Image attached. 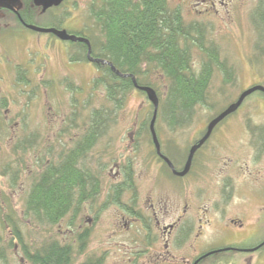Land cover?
I'll use <instances>...</instances> for the list:
<instances>
[{
  "label": "rangeland",
  "instance_id": "374dc122",
  "mask_svg": "<svg viewBox=\"0 0 264 264\" xmlns=\"http://www.w3.org/2000/svg\"><path fill=\"white\" fill-rule=\"evenodd\" d=\"M90 1L66 0L44 12L36 6L35 13L30 17L34 22L29 23L44 27L59 24L58 28L67 31L82 30L92 23L88 12ZM166 1L169 8L179 9L184 23H192L201 29L199 32L205 46H217L219 58L225 64L224 69L213 66L207 87L208 104L197 105L189 122L171 123L174 126L171 132L166 127L167 116L163 113L159 115L158 104L155 124L160 140L166 143L173 139L179 146H184L188 141L195 140L213 115L236 100L244 89L255 84L264 86V50L261 53L255 47L256 40L260 39V47L264 49V0ZM19 4L20 8L24 6L22 0ZM74 50L69 41H61L52 33L28 29L17 14L0 9V201L4 206L0 222L8 216L9 223L12 220L17 224L23 244L30 250L51 239L70 244L73 247L72 264L97 257H101V264H185L184 256L187 264L191 257H188L185 245L169 246L174 257L165 254L164 258L156 259L154 252L166 251L167 248L161 244L151 248L147 243L150 239L162 240L160 231L153 227L146 235L143 232L139 234L134 223L127 227L120 219V214H123L119 209L121 206H105L107 201L102 198L103 193H99L92 202L84 201L77 213L69 212L57 223L37 221L30 214L27 215L25 200L33 178L46 162L57 161L60 151L74 147L89 127L94 109L103 105L109 113V126L82 161L91 170L90 178L95 179L96 173L103 182L102 186L112 177V174L106 173L115 156L111 150L122 144L126 146L129 134L136 133L135 124L148 123L152 117L153 106L151 108L146 95L136 87L128 90L123 103L115 107L114 102L106 98L105 86L93 82L100 75V69L90 61H70ZM190 52L193 67L200 70L206 61L203 50L191 45ZM19 72L24 74L22 78H19ZM149 79L164 97L167 81L163 73L156 69ZM257 91L243 99L238 109L221 123L213 138L225 145L246 140L248 136L242 130L247 125L259 133L264 132V92ZM35 135L41 139L37 143ZM27 136L31 137V147L25 151L17 149L16 144ZM148 138L150 136H143L137 149L145 148ZM260 144L264 145V141L255 132L253 146L247 148L251 154L249 163L255 157L253 155H260L259 161H264V147H260ZM255 166L257 163L252 161L249 168ZM165 168V165L158 163L159 183L150 201L156 202L159 194H162V204L167 202V207L175 215L176 211L181 210L182 200L178 194L173 197L167 195ZM144 182V179L138 180L135 193L146 206L148 193L144 192ZM174 189L178 192L179 186L176 185ZM123 200L127 201V197ZM171 200L173 205L168 206ZM169 209L164 223L174 218ZM97 210L99 219L89 221L88 217H92V212ZM209 214L213 218V211ZM130 221L128 219V223ZM85 230L88 231L87 242L84 250L79 252L77 235ZM239 233L238 227H233L227 233L208 229L199 238L197 249L209 251L240 241ZM14 238L10 226L5 229L0 226V264H29L23 255L22 243ZM188 250L193 252V248ZM228 255L231 258L235 256L232 253ZM210 256L201 264L226 262L221 259L222 254ZM253 264H264V248L255 254Z\"/></svg>",
  "mask_w": 264,
  "mask_h": 264
},
{
  "label": "trees",
  "instance_id": "16d2710c",
  "mask_svg": "<svg viewBox=\"0 0 264 264\" xmlns=\"http://www.w3.org/2000/svg\"><path fill=\"white\" fill-rule=\"evenodd\" d=\"M22 1L24 6L18 9L21 18L27 23L34 22L30 17L37 7L31 0ZM88 12L92 23L82 30L68 32L88 38L92 56L111 61L121 73H131L137 84L151 86L159 99V115L163 113L167 116L168 123L189 122L197 105L208 104L207 87L211 70L215 65L224 69L225 64L219 58L217 46H205L199 32L201 29L192 23H184L178 8H169L166 0H91ZM255 43L256 49L262 53L261 40ZM69 44L75 47L70 61H88L86 44L78 41H69ZM191 45L203 50L206 56L200 70L192 65ZM94 65L100 69L94 84L104 85L106 98L114 102L115 107L120 106L126 92L134 87L131 78L115 74L105 64ZM156 69L163 73L167 81L164 97L149 79ZM18 74L19 78L24 76L21 72ZM102 106L92 111L90 125L74 147L61 151L57 161L46 162L33 178L25 200L27 215L37 221L57 223L69 212L77 213L84 201L95 197L98 176L95 173V179L90 178L86 172L89 168L82 160L96 139L107 130L109 113ZM30 138H23L16 148L27 150L31 147ZM81 161L85 169L79 167ZM88 179L92 182L91 187L86 184ZM3 209L0 201V219H3ZM7 217L0 222V226L2 229L11 227L13 236L23 245V255L29 264H72L73 247L70 244L51 239L30 250L23 244L17 224L12 220L9 223ZM87 237V230L77 235L79 252L84 250ZM79 264H101V258H87Z\"/></svg>",
  "mask_w": 264,
  "mask_h": 264
},
{
  "label": "flooded vegetation",
  "instance_id": "af4514ba",
  "mask_svg": "<svg viewBox=\"0 0 264 264\" xmlns=\"http://www.w3.org/2000/svg\"><path fill=\"white\" fill-rule=\"evenodd\" d=\"M56 38L58 37L56 36ZM230 114L218 122L207 139L196 148L184 175H178L176 172L184 168L190 148L203 136L206 127L195 140L188 141L184 146H179L173 139L166 143L161 141L157 124L154 123L153 128L159 143L158 152L149 127L150 122L135 124L136 133L129 134L128 144L126 146L122 144L119 148L111 150L115 156L112 157L106 168V173L112 174V177L108 183H104V186L101 185L103 182L98 179V192L94 198L87 201L92 202L99 193H103L102 198L107 201L105 206L108 204L115 205V207L121 206L119 209L121 212L123 211V214H120V219L125 225L134 223L136 231L146 235L153 227L157 228L161 233L162 240L159 238L157 240L150 239L147 244L151 248L161 244L167 249L154 252L156 259L164 258L165 254H171L169 256L174 257L168 249L169 246L185 245L188 257H191L187 264H201L207 256L211 255L210 257H212L219 254H222L221 259L226 260L225 264H253L255 254L264 248V178L261 177L264 176V174L262 175L264 161H262L263 159L259 161L260 155H253L255 157L252 161L257 163V166L249 168L252 161L249 163L248 158L251 159V154L247 148L253 146L252 137L255 132L257 137L264 141V132L259 133L247 125L241 130L246 133L248 139L223 144L213 136ZM166 127L171 132L174 129L171 123H167ZM147 135L150 136V139L145 140V148L137 149L142 137ZM36 136L39 137V135H35L34 139ZM38 140L41 139L38 138L36 143ZM260 147H264V145L260 144ZM146 152L149 154H145ZM158 163L166 166L167 175L164 179L167 195L173 197L178 194L182 200L181 210L176 211L175 215L167 207V202L165 205L162 204V194H159L156 202L150 201L151 194L157 189L156 186L159 183L157 181ZM259 163L261 164L259 165ZM78 165L85 169L82 161ZM90 171L87 169V174ZM139 179L146 181L143 183L147 190L144 189V192L148 193L146 197L148 205L146 206H143L136 197L138 194L135 192ZM89 180H86V184L91 187L92 182ZM176 185L179 186L178 192L174 189ZM123 197H127V201L123 200ZM171 201L172 203L168 206L173 205V200ZM168 209L174 218L164 223ZM211 211H213V218L209 214ZM99 217L98 210L93 211L92 217H88V220L94 222ZM128 219H131L129 223ZM233 227H238L240 241L230 242L219 247L212 246L214 248L209 251L197 249L199 238L205 235L206 230H219L227 233ZM190 248H193V252L188 250ZM228 253L235 256L231 258ZM182 259L186 264L185 256ZM221 261L223 260H219V262Z\"/></svg>",
  "mask_w": 264,
  "mask_h": 264
},
{
  "label": "water",
  "instance_id": "95a60500",
  "mask_svg": "<svg viewBox=\"0 0 264 264\" xmlns=\"http://www.w3.org/2000/svg\"><path fill=\"white\" fill-rule=\"evenodd\" d=\"M31 1H32L33 5L40 7V10L42 12H44L53 6H58L64 0H31ZM19 2H20V0H0V9L1 8L7 9V10H10V11L14 12L15 14H17L21 23L28 29L34 30L36 32L52 33L55 36H57L60 40H68V41H72V42L78 41V42L86 44V46H87L86 59L88 61L108 65L112 72H114L115 74L120 75L122 77H127V76L130 77L132 82H133L134 87L145 92L148 101L153 106L152 117L150 119L149 127H150V130L152 133L153 141L155 143L157 151L159 152V143L157 141V137L155 135V131L153 128L155 120H156L157 109H158V104H159V99H158L156 91L151 86L137 84L135 77L131 73L119 72V70L112 64L111 61H109L107 59L92 56L91 55L90 41L85 36L76 35L74 33H69L64 28H56L53 26L44 27V26L33 24V23L24 22L20 16L19 12H18V9L20 8L19 6H21V4H19ZM257 90L264 92V86H262L260 84H255L253 86H250V87L244 89L239 94V96L237 97L236 100L230 102L222 111H220L213 118H211V120L207 123L206 131L203 134V136L197 141V143L192 145V147L190 148V151H189V154H188L184 168L181 171L176 172L178 175H184L187 172L189 165L191 163L193 153L195 152L196 148H198L207 139V137L210 135L213 127L218 122H220L225 116L234 112L239 107V105L242 103L243 99L246 96H248L249 94H251L252 92L257 91ZM164 159L167 160L165 157H164ZM167 162H169V161L167 160ZM169 164L171 165L170 162H169Z\"/></svg>",
  "mask_w": 264,
  "mask_h": 264
}]
</instances>
